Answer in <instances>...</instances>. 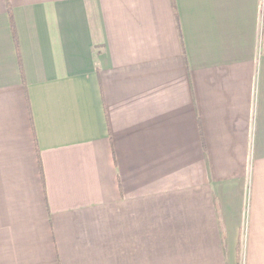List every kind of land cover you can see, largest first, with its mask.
<instances>
[{
    "label": "crops",
    "instance_id": "0c3cea01",
    "mask_svg": "<svg viewBox=\"0 0 264 264\" xmlns=\"http://www.w3.org/2000/svg\"><path fill=\"white\" fill-rule=\"evenodd\" d=\"M176 5L0 0V264H264V0Z\"/></svg>",
    "mask_w": 264,
    "mask_h": 264
},
{
    "label": "trees",
    "instance_id": "16d2710c",
    "mask_svg": "<svg viewBox=\"0 0 264 264\" xmlns=\"http://www.w3.org/2000/svg\"><path fill=\"white\" fill-rule=\"evenodd\" d=\"M172 1H173V4H174V7L177 8L176 0H172ZM9 13H10L11 28H12L13 36H14V39H15V44L17 46L18 53H19V62L21 64L22 61H21V57H20V43H19V38H18V35H17L15 22H14V19H13V14H12V8L11 7H9ZM21 68H22L21 70H23L22 64H21ZM38 150H39V148H38Z\"/></svg>",
    "mask_w": 264,
    "mask_h": 264
}]
</instances>
